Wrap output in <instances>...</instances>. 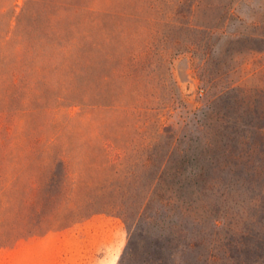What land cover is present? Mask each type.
I'll use <instances>...</instances> for the list:
<instances>
[{"label": "rangeland", "instance_id": "rangeland-1", "mask_svg": "<svg viewBox=\"0 0 264 264\" xmlns=\"http://www.w3.org/2000/svg\"><path fill=\"white\" fill-rule=\"evenodd\" d=\"M261 184L264 0H0V264H246Z\"/></svg>", "mask_w": 264, "mask_h": 264}, {"label": "trees", "instance_id": "trees-1", "mask_svg": "<svg viewBox=\"0 0 264 264\" xmlns=\"http://www.w3.org/2000/svg\"><path fill=\"white\" fill-rule=\"evenodd\" d=\"M253 187L254 186L246 185L244 188H245V190H247L249 192H253L254 191ZM258 193H260V194L264 193V184H261L259 186V192ZM261 210L264 211V202L262 204V209ZM262 221L264 223V216L262 217ZM214 225L217 227L218 223L215 221ZM261 247H262L261 251L257 252V250H255V252L253 253V255L250 258L251 261L246 263V264H264V243H263V245ZM126 254H127V256H130L132 254L131 247H128V249L126 248ZM209 258H212V260H214L213 258H215V257L209 256ZM239 264H241V263H239Z\"/></svg>", "mask_w": 264, "mask_h": 264}]
</instances>
